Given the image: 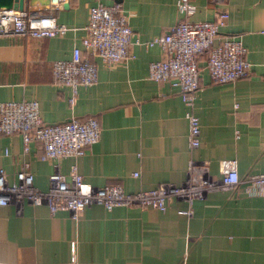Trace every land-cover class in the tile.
I'll return each instance as SVG.
<instances>
[{"label":"crops","instance_id":"0c3cea01","mask_svg":"<svg viewBox=\"0 0 264 264\" xmlns=\"http://www.w3.org/2000/svg\"><path fill=\"white\" fill-rule=\"evenodd\" d=\"M23 7L49 8V0H22ZM96 0H64L55 11L69 27L51 36L0 35V100L36 98L45 121L71 116L97 117L96 141L78 155L57 159L68 175L76 164L93 184L119 182L127 191L160 181L179 183L189 159L203 160L218 175L219 160L235 157L240 177L264 170V0H192L188 18L229 12L220 33L239 37L249 73L227 81L209 76L198 57L199 86L193 108L200 142L188 144L186 105L176 85L147 75L157 44L132 42L125 63L106 65L97 55V79L71 89L57 83L52 60L69 57L82 45L83 23ZM134 36L146 40L182 17L177 0H119ZM216 41V39H215ZM237 103L234 105V103ZM42 143L32 140L23 153L21 134L0 132V166L14 177L27 159L33 182L48 185L53 159L40 158ZM219 186L188 203L171 197L167 207L93 202L75 218L67 209L50 212L44 203L0 204V264H264V193ZM74 257V258H72Z\"/></svg>","mask_w":264,"mask_h":264},{"label":"built area","instance_id":"2783aa9c","mask_svg":"<svg viewBox=\"0 0 264 264\" xmlns=\"http://www.w3.org/2000/svg\"><path fill=\"white\" fill-rule=\"evenodd\" d=\"M63 1L49 0L48 9L0 6V35L63 34L69 26L57 19L55 11ZM176 5L183 16L163 32L141 40L138 35L134 36L119 0H96L89 6L87 20L83 23L81 41L86 52L79 45H74L71 55L53 59L51 68L54 80L71 89L70 101L73 102L80 84L86 85L97 79V63L93 55L99 56L106 65L125 63L133 55L132 42L157 44L162 53L149 61L147 75L177 86L186 105L184 115L188 122V144L195 147L200 142L199 116L193 108L199 86V53L207 49L205 63L210 78L215 81H227L248 74L250 62L244 56L246 47L239 37L220 33V27L229 16L226 8H219L212 18L190 19L188 15L196 8L195 3L192 0H177ZM100 130L94 115L45 121L40 115L36 98L0 100V132L20 133L23 153L29 151L30 141L40 140V158L54 160L46 188L34 184L27 159L21 160L12 178L0 166V204L9 201L18 205L23 201L44 203L50 212L67 209L77 218L85 205L93 202L101 203L107 209L114 205H134L164 210L170 198L175 196L187 201L184 210L190 215L192 200L202 197L212 188L229 186L239 190V185L244 183L246 190L264 193V170L240 177L235 157L219 160L218 175L208 171L205 161L191 157L186 176L179 183L160 181L134 191L125 190L119 182L93 184L83 178L75 163L68 175L61 172L57 159L83 153L89 144L98 139Z\"/></svg>","mask_w":264,"mask_h":264},{"label":"water","instance_id":"95a60500","mask_svg":"<svg viewBox=\"0 0 264 264\" xmlns=\"http://www.w3.org/2000/svg\"><path fill=\"white\" fill-rule=\"evenodd\" d=\"M0 6L22 8L23 1L22 0H0Z\"/></svg>","mask_w":264,"mask_h":264},{"label":"trees","instance_id":"16d2710c","mask_svg":"<svg viewBox=\"0 0 264 264\" xmlns=\"http://www.w3.org/2000/svg\"><path fill=\"white\" fill-rule=\"evenodd\" d=\"M202 55H204L205 58L207 57V49L201 51V52L199 53V56H198V57H200V56H202Z\"/></svg>","mask_w":264,"mask_h":264}]
</instances>
